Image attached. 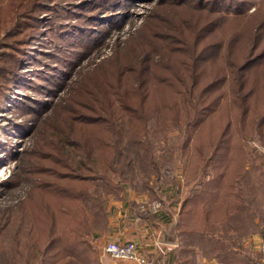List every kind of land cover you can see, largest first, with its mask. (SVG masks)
<instances>
[{
	"label": "rangeland",
	"instance_id": "1",
	"mask_svg": "<svg viewBox=\"0 0 264 264\" xmlns=\"http://www.w3.org/2000/svg\"><path fill=\"white\" fill-rule=\"evenodd\" d=\"M196 73L203 75L202 84L210 82L215 111L197 133L163 128L153 104L170 90L160 83L187 81ZM232 83L245 89L231 93ZM143 95L146 106L151 104L146 114L154 156L180 162L187 134L198 142L203 130L210 132L218 122L210 138L224 130L242 146L247 187L264 215V0H0V255H9L5 260L14 254L22 264L68 224L75 206H98L94 198L73 199L86 184L80 180L92 176L90 167L102 166L101 138L114 140L113 122L128 134L131 117L124 108ZM126 144L134 169L129 166L125 176L136 175L137 181L131 180L142 189L146 153ZM88 184L97 200L119 193L118 176ZM244 227L249 235L254 224ZM246 241V252L239 259L226 255V264H264L256 240Z\"/></svg>",
	"mask_w": 264,
	"mask_h": 264
},
{
	"label": "trees",
	"instance_id": "2",
	"mask_svg": "<svg viewBox=\"0 0 264 264\" xmlns=\"http://www.w3.org/2000/svg\"><path fill=\"white\" fill-rule=\"evenodd\" d=\"M202 77V74L196 73L195 76L187 81L181 79L177 81L170 80L168 83H160L161 86L168 87L170 90L167 94L162 93V95L156 96V100L158 101L153 104L158 112L160 111L158 122L162 124L163 128L166 126L167 128L176 130L180 129L181 132L192 129L193 132L197 133L201 126L205 125L209 119V115L216 109V107H213L216 99L208 98L211 84L206 81L202 84ZM178 81H181V84ZM247 83L251 86L249 81ZM247 83L245 82L243 85ZM227 84H229V79L226 80ZM239 86L232 83L228 91L232 93L233 91L240 92L245 89V86L242 89ZM252 89L250 87L247 93H250ZM147 97L143 95L124 108L131 117L126 123L129 125L126 132L128 134L123 135L125 133L124 125L119 124L117 121L113 122L116 125H113L115 127L110 132L114 140L109 141L101 138V141L104 139L101 142L104 149L102 151L99 150L101 156L98 159L101 160L102 166L90 167L89 170L92 172V176L80 180L86 184L82 188L83 192L73 199L85 201L89 197L94 198L99 203L98 206L91 207L86 203L83 205L79 204L77 208L75 206L72 213H77L72 214V218L68 220V224L62 226V230L53 232L52 236L47 238L45 246L37 250L32 256L29 255L24 262L21 260L22 264H57L58 261L67 257H72L75 261L72 260L70 264H77V261H81L84 264L96 263L91 237L95 231L102 230L105 227L107 211L104 204L106 205L107 198H99L97 200L90 195L92 184L88 183L91 181H97L105 176H118L119 183H129L140 191L150 193V199H157L156 190L159 180L162 178L164 171L172 167L177 160L172 156L167 161L161 162L158 157L154 156L151 142L148 140L149 131L147 122L150 118L146 112H150L148 107L151 104L148 107L146 106L148 104L146 102ZM209 123L211 125L212 122ZM214 123L210 127V132L203 130L201 136L203 140L194 142V135L192 133L187 134L182 144L181 155L185 156L188 154L191 156L189 174L194 184L198 186L184 202V205H190V209L186 212L187 215L184 216L187 229L183 230L184 242L188 243L193 238V234L191 233L193 231L190 230V222L188 220L198 209L203 214L204 220H207L209 217L212 218L210 221H204L207 227L203 230L202 237H205L206 234L216 233V229H214L215 223L224 220L230 222V227L235 228L236 231L239 229L238 231L242 235L245 232L244 225L249 221L254 224L253 219L255 213H257L256 208L252 205L253 192L247 187L250 184L247 177L249 170L246 169V157L244 156L242 146L239 142L234 144L230 135L226 133L225 136L224 130L211 139L210 135L218 132V129L215 128L218 122ZM126 138L127 140H125ZM127 142L132 145L141 146L142 148L140 149H144L145 156L148 159L147 167L143 172L146 186L142 189L138 188L136 183L132 181V178H135L137 181L136 175L130 179H128L129 176H125L126 169L132 166L133 163L127 153ZM106 148L110 150H106ZM99 171H102L103 174H99ZM203 204L206 206L202 209L201 206ZM70 214L71 211L69 213L68 210L66 215ZM261 230L264 231V227ZM201 236H199V241L205 240ZM232 240V237L228 234L218 235V237L213 234L208 239V242L216 249L226 248V255L239 259V255L235 254L234 250V247L238 246L237 240ZM13 252L16 253V250H13ZM7 256L9 257V255L4 253L0 255V263L17 264L14 254L10 260H5Z\"/></svg>",
	"mask_w": 264,
	"mask_h": 264
},
{
	"label": "crops",
	"instance_id": "3",
	"mask_svg": "<svg viewBox=\"0 0 264 264\" xmlns=\"http://www.w3.org/2000/svg\"><path fill=\"white\" fill-rule=\"evenodd\" d=\"M190 157L188 154L185 155L184 159L164 171L156 190L157 198L161 200L163 207L157 213L144 215L138 209L140 202L150 199L151 194L140 191L129 183H119L118 194L109 193L106 201L105 227L95 231L91 237L96 264H140L134 260L115 259L107 254L104 246L109 240L134 241L153 257L156 256V242L161 240L168 247L165 260L170 264H226V248L216 249L208 242L213 234L216 237L228 234L232 237V241L237 240L238 246L234 247V250L238 255L246 252L243 245H246L247 238L256 240L259 244L256 248L264 262L260 252V244L264 240V231L261 230L264 227V215L258 210L259 205L254 194L252 205L257 213L253 219V231L249 235L246 232L241 235L239 229L236 231L235 228L230 227V222L224 220L215 223L216 233L202 237L201 234L207 227L204 221H210L212 218L204 220L203 214L198 209L188 220L190 230L193 231L192 241L184 242L183 230L187 229L184 216L190 209V205H184V202L192 195L194 189L198 188L189 174ZM246 169L249 168L246 166ZM205 206L203 204L202 209ZM199 236L205 240L199 241ZM241 239L243 243L240 242ZM72 260V257L63 258L57 264H70ZM76 263L81 264V261Z\"/></svg>",
	"mask_w": 264,
	"mask_h": 264
},
{
	"label": "built area",
	"instance_id": "4",
	"mask_svg": "<svg viewBox=\"0 0 264 264\" xmlns=\"http://www.w3.org/2000/svg\"><path fill=\"white\" fill-rule=\"evenodd\" d=\"M256 146L258 144L254 141ZM259 147V146H258ZM262 152L264 153V149ZM163 203L161 200L157 199H147L140 202L138 209L144 215H151L157 213L162 209ZM104 251L115 259H124V260H134L140 264H170L165 260L167 256L168 247L161 240L156 242V256H150L146 251H144L136 242L134 241H118V240H109L104 246ZM260 252L264 260V241L260 244Z\"/></svg>",
	"mask_w": 264,
	"mask_h": 264
}]
</instances>
